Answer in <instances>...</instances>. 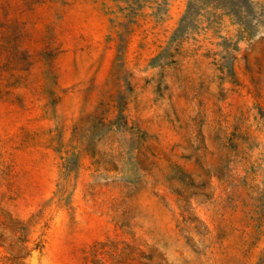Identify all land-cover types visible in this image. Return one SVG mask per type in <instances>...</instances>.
<instances>
[{
    "label": "rangeland",
    "instance_id": "rangeland-1",
    "mask_svg": "<svg viewBox=\"0 0 264 264\" xmlns=\"http://www.w3.org/2000/svg\"><path fill=\"white\" fill-rule=\"evenodd\" d=\"M0 264H264V0H0Z\"/></svg>",
    "mask_w": 264,
    "mask_h": 264
},
{
    "label": "trees",
    "instance_id": "trees-1",
    "mask_svg": "<svg viewBox=\"0 0 264 264\" xmlns=\"http://www.w3.org/2000/svg\"><path fill=\"white\" fill-rule=\"evenodd\" d=\"M10 255H12L13 258H20V256H18L19 254H17V255L16 254L15 255L10 254Z\"/></svg>",
    "mask_w": 264,
    "mask_h": 264
}]
</instances>
